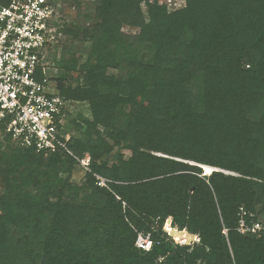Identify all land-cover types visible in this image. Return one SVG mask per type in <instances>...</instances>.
<instances>
[{
    "label": "trees",
    "instance_id": "16d2710c",
    "mask_svg": "<svg viewBox=\"0 0 264 264\" xmlns=\"http://www.w3.org/2000/svg\"><path fill=\"white\" fill-rule=\"evenodd\" d=\"M53 1L57 92L85 108L66 130L89 170L77 183L73 156L0 130V264H264V229L239 231L241 209L249 227L264 215V0ZM168 220L200 241L177 244Z\"/></svg>",
    "mask_w": 264,
    "mask_h": 264
},
{
    "label": "built area",
    "instance_id": "2783aa9c",
    "mask_svg": "<svg viewBox=\"0 0 264 264\" xmlns=\"http://www.w3.org/2000/svg\"><path fill=\"white\" fill-rule=\"evenodd\" d=\"M63 17L62 5L53 0H0V130L21 148L69 154L89 170V156L80 160L69 147L70 102L57 92L54 60L61 58ZM97 179L107 187V180ZM241 210L242 234L264 229L261 223L249 227ZM137 246L150 250V236L140 234Z\"/></svg>",
    "mask_w": 264,
    "mask_h": 264
},
{
    "label": "rangeland",
    "instance_id": "374dc122",
    "mask_svg": "<svg viewBox=\"0 0 264 264\" xmlns=\"http://www.w3.org/2000/svg\"><path fill=\"white\" fill-rule=\"evenodd\" d=\"M163 3H167L168 6L170 7V9L177 8V6L179 7L180 5L183 4V2H181L179 0H160L159 5H161ZM177 3H179L180 5L179 4L176 5ZM175 5H176V7H175ZM67 13H68L69 21L77 19L78 13H77L76 9L68 6ZM124 32L129 34V35H136L138 33V30L125 27L124 28ZM74 47L75 48H80L81 44L80 43H76L74 45ZM83 109H85V108H83V107H81L80 105H77V104H74L73 106L70 107L71 111L75 110L74 112H79V111H82ZM86 113H87V111H86ZM127 154H129V153H127ZM190 164L196 165L195 163H190ZM205 168H208V167H204L203 166V168H202L204 170V174H203L204 176L205 175L206 176H210L212 172L221 171L219 169H215V168L209 167L208 169L211 170V171H209V174H207ZM86 172L87 171L81 165H79L77 170L74 171L73 181H75L77 183H80L81 181H83ZM225 174H231V173L225 172ZM1 189H3V188H2V185L0 183V191H1ZM257 218L261 222V225L264 228V215L259 214ZM164 230H165V232H167V234L169 236H171V238L177 244L184 245V244H193L195 242H197V243L199 242V240H197L198 237H194V236L190 235L187 231H178L177 229L172 228L171 220H168L166 222V224L164 226Z\"/></svg>",
    "mask_w": 264,
    "mask_h": 264
},
{
    "label": "bare ground",
    "instance_id": "6f19581e",
    "mask_svg": "<svg viewBox=\"0 0 264 264\" xmlns=\"http://www.w3.org/2000/svg\"><path fill=\"white\" fill-rule=\"evenodd\" d=\"M205 170H206V173H207V174H209V171H211V170H209L208 168H205Z\"/></svg>",
    "mask_w": 264,
    "mask_h": 264
},
{
    "label": "water",
    "instance_id": "95a60500",
    "mask_svg": "<svg viewBox=\"0 0 264 264\" xmlns=\"http://www.w3.org/2000/svg\"><path fill=\"white\" fill-rule=\"evenodd\" d=\"M225 173V172H224ZM233 175V174H232Z\"/></svg>",
    "mask_w": 264,
    "mask_h": 264
}]
</instances>
